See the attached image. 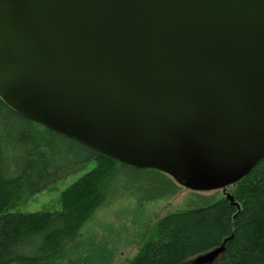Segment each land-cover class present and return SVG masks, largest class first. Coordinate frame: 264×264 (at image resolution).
Wrapping results in <instances>:
<instances>
[{
  "label": "water",
  "instance_id": "water-1",
  "mask_svg": "<svg viewBox=\"0 0 264 264\" xmlns=\"http://www.w3.org/2000/svg\"><path fill=\"white\" fill-rule=\"evenodd\" d=\"M0 98L182 188L226 189L264 160V0H0Z\"/></svg>",
  "mask_w": 264,
  "mask_h": 264
},
{
  "label": "trees",
  "instance_id": "trees-1",
  "mask_svg": "<svg viewBox=\"0 0 264 264\" xmlns=\"http://www.w3.org/2000/svg\"><path fill=\"white\" fill-rule=\"evenodd\" d=\"M91 163L62 194L59 212H12ZM181 190L166 173L113 160L26 119L0 98V264L59 262L82 248L83 229L105 206L129 196L141 203L172 200ZM219 191L192 192L127 264H188L226 240L220 264H264V160Z\"/></svg>",
  "mask_w": 264,
  "mask_h": 264
},
{
  "label": "rangeland",
  "instance_id": "rangeland-1",
  "mask_svg": "<svg viewBox=\"0 0 264 264\" xmlns=\"http://www.w3.org/2000/svg\"><path fill=\"white\" fill-rule=\"evenodd\" d=\"M95 165L91 163L86 169L58 181L44 192L35 194L26 203L14 207L12 212H59L62 209L61 197L64 191L90 172ZM191 195L192 191L184 187L172 200L141 203L134 196L116 200L98 211L83 229L82 248L73 249L66 258L54 263L127 264L138 255L146 241L155 235L157 225L163 217L184 209ZM219 261L220 257L205 264H220ZM188 264L202 263L190 260Z\"/></svg>",
  "mask_w": 264,
  "mask_h": 264
},
{
  "label": "flooded vegetation",
  "instance_id": "flooded-vegetation-1",
  "mask_svg": "<svg viewBox=\"0 0 264 264\" xmlns=\"http://www.w3.org/2000/svg\"><path fill=\"white\" fill-rule=\"evenodd\" d=\"M235 185V184H234ZM230 186H233V185H230ZM229 188V187H228ZM228 188H226V189H228ZM226 189H222V190H225L226 191Z\"/></svg>",
  "mask_w": 264,
  "mask_h": 264
}]
</instances>
